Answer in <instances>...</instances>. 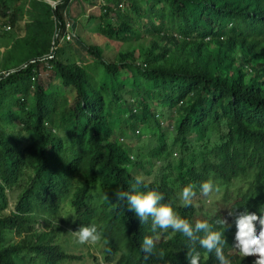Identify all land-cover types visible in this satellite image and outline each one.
I'll return each instance as SVG.
<instances>
[{
	"label": "trees",
	"instance_id": "trees-1",
	"mask_svg": "<svg viewBox=\"0 0 264 264\" xmlns=\"http://www.w3.org/2000/svg\"><path fill=\"white\" fill-rule=\"evenodd\" d=\"M0 20L18 33L0 62V264H188L193 248L218 264L116 199L137 176L253 264L233 244L235 217L264 212V0H0ZM91 225L101 261L62 241Z\"/></svg>",
	"mask_w": 264,
	"mask_h": 264
},
{
	"label": "clouds",
	"instance_id": "clouds-1",
	"mask_svg": "<svg viewBox=\"0 0 264 264\" xmlns=\"http://www.w3.org/2000/svg\"><path fill=\"white\" fill-rule=\"evenodd\" d=\"M135 159V156H131ZM147 188L142 177L137 176L135 182L130 186L129 191H116L117 200H124L130 211L139 218L140 223L151 224V231H168L180 233L187 237L193 244H199L201 249L215 254L218 264H232V261L224 254L222 245L225 243L223 233L216 231L213 225L207 221H199L194 224L182 218L170 204H164V195L156 190H141ZM203 195L218 191L214 182L209 179L199 185ZM195 195L194 186L188 185L180 192V200L183 207L192 204ZM260 216L255 213L244 211L237 215L234 220L235 234L233 248L237 249L241 257L254 256L253 264H264V212ZM75 218V217H74ZM218 225H226L224 219L215 221ZM76 241L80 245H96L102 238V232L98 231L95 225L80 226L73 232ZM141 250L147 259L154 254V240L145 236L141 242ZM188 264H200V253L193 248L187 252Z\"/></svg>",
	"mask_w": 264,
	"mask_h": 264
},
{
	"label": "rangeland",
	"instance_id": "rangeland-1",
	"mask_svg": "<svg viewBox=\"0 0 264 264\" xmlns=\"http://www.w3.org/2000/svg\"><path fill=\"white\" fill-rule=\"evenodd\" d=\"M78 12H79L78 8L76 6H74L72 9V15L75 16L76 14H78ZM8 27L9 26H8L6 21L0 20V62L2 61V56H4L5 51L10 47L12 41L18 37V33L16 31H14L12 29L9 31L6 30ZM40 228H41L40 226H36V229H40ZM62 233L63 232H58V235H60ZM64 235H65V237L68 238L67 240L62 238L63 242L66 241L65 247H69V249L72 248L74 251L75 250L79 251V252H77L78 254L81 252L82 253L88 252L90 256L98 258V261H101V256L96 253V251L94 250L92 245H87V244L80 245V244H78L77 241L75 239H73V238H75L73 233H70L68 231L64 232ZM70 240H71V243L69 244V246H66ZM72 244H73V246H72ZM72 249L70 250V252H72ZM252 257H253V259H256V257H254V256H252Z\"/></svg>",
	"mask_w": 264,
	"mask_h": 264
},
{
	"label": "built area",
	"instance_id": "built-area-1",
	"mask_svg": "<svg viewBox=\"0 0 264 264\" xmlns=\"http://www.w3.org/2000/svg\"><path fill=\"white\" fill-rule=\"evenodd\" d=\"M6 30H9V27ZM68 39H69V37H68Z\"/></svg>",
	"mask_w": 264,
	"mask_h": 264
}]
</instances>
